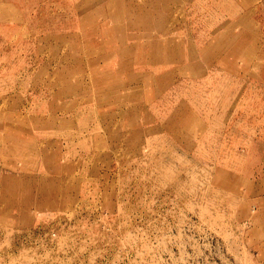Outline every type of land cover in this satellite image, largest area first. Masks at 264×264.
Listing matches in <instances>:
<instances>
[{"label":"rangeland","instance_id":"obj_1","mask_svg":"<svg viewBox=\"0 0 264 264\" xmlns=\"http://www.w3.org/2000/svg\"><path fill=\"white\" fill-rule=\"evenodd\" d=\"M0 264H264V0H0Z\"/></svg>","mask_w":264,"mask_h":264}]
</instances>
